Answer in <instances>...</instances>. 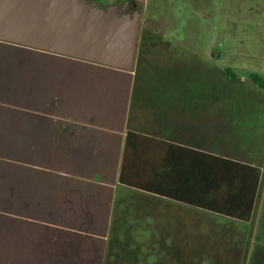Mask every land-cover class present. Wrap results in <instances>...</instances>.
<instances>
[{
	"label": "rangeland",
	"instance_id": "rangeland-1",
	"mask_svg": "<svg viewBox=\"0 0 264 264\" xmlns=\"http://www.w3.org/2000/svg\"><path fill=\"white\" fill-rule=\"evenodd\" d=\"M136 9L148 24L147 61L139 74L108 75L134 83L128 119L123 92L99 100L114 104V115L98 117L121 122L112 132L125 139L108 154L117 175L106 264H264V89L251 79L264 80V0H143ZM97 178L83 182L84 197L101 188Z\"/></svg>",
	"mask_w": 264,
	"mask_h": 264
},
{
	"label": "crops",
	"instance_id": "crops-1",
	"mask_svg": "<svg viewBox=\"0 0 264 264\" xmlns=\"http://www.w3.org/2000/svg\"><path fill=\"white\" fill-rule=\"evenodd\" d=\"M119 1L131 10L143 0ZM11 45L0 40V264H103L116 199L108 154L125 139L112 132L121 122L98 112L114 115L105 103L121 91L128 119L134 83L108 75L130 71ZM196 112L203 122L204 107ZM94 176L101 188L84 197L83 182L89 187Z\"/></svg>",
	"mask_w": 264,
	"mask_h": 264
},
{
	"label": "water",
	"instance_id": "water-1",
	"mask_svg": "<svg viewBox=\"0 0 264 264\" xmlns=\"http://www.w3.org/2000/svg\"><path fill=\"white\" fill-rule=\"evenodd\" d=\"M119 8L90 0H0V40L133 71L142 14L129 17Z\"/></svg>",
	"mask_w": 264,
	"mask_h": 264
},
{
	"label": "trees",
	"instance_id": "trees-1",
	"mask_svg": "<svg viewBox=\"0 0 264 264\" xmlns=\"http://www.w3.org/2000/svg\"><path fill=\"white\" fill-rule=\"evenodd\" d=\"M148 37H144L143 38V36H142V38H140V43H139V47H138V53H137V59H136V67H135V69H136V72L139 74V71H140V69H139V65H140V63L141 62H144L143 60L144 59H146V57H145V52L147 51V49H146V39H147ZM146 61H147V59H146ZM227 73H228V75L231 77V76H233L234 77V74H232L231 72H230V70L229 69H227V71H226ZM141 73V72H140ZM251 79H252V82L254 83V84H256L257 86H259V87H261V88H263L264 89V80L263 79H261V78H259V77H257V76H252L251 77ZM135 89V88H134ZM128 135H130L129 133H128Z\"/></svg>",
	"mask_w": 264,
	"mask_h": 264
},
{
	"label": "flooded vegetation",
	"instance_id": "flooded-vegetation-1",
	"mask_svg": "<svg viewBox=\"0 0 264 264\" xmlns=\"http://www.w3.org/2000/svg\"><path fill=\"white\" fill-rule=\"evenodd\" d=\"M123 4H125L124 2H116V3H114L113 5H118L120 8H119V13L120 14H126L127 16H129V17H132L134 14H136L137 12H134V11H131V10H129L128 8H127V6L124 8V9H122L121 10V7L123 6ZM141 34H142V32H141ZM141 37H142V35H141ZM83 263V262H82ZM103 264H106V260H104L103 261Z\"/></svg>",
	"mask_w": 264,
	"mask_h": 264
}]
</instances>
